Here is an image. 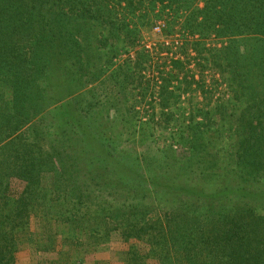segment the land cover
<instances>
[{
	"label": "trees",
	"instance_id": "trees-1",
	"mask_svg": "<svg viewBox=\"0 0 264 264\" xmlns=\"http://www.w3.org/2000/svg\"><path fill=\"white\" fill-rule=\"evenodd\" d=\"M169 1L230 37L213 50L232 98L172 134L181 153L127 161L88 87L109 41L93 21L134 0H0V264L26 246L37 264H111L87 258L115 238L121 264H264V0Z\"/></svg>",
	"mask_w": 264,
	"mask_h": 264
},
{
	"label": "rangeland",
	"instance_id": "rangeland-1",
	"mask_svg": "<svg viewBox=\"0 0 264 264\" xmlns=\"http://www.w3.org/2000/svg\"><path fill=\"white\" fill-rule=\"evenodd\" d=\"M171 4L169 0L124 2L109 7L117 20L115 26L103 25L107 16L93 21L96 30L104 29V38L109 41L95 53L94 61L103 65V71L88 88L102 102L100 118L109 143L126 149L127 161L136 154L149 157L158 147L164 150L173 146L181 153L183 146L172 134L178 136L193 120L201 121L203 108L232 98L229 73L215 62L213 50L228 45L230 37L192 32L187 26L191 10L181 8L176 13V5ZM197 5L201 8L204 2L199 0ZM239 40L243 52L250 37L240 36ZM133 121L134 127L124 129L125 122L132 125ZM219 144L225 147V140ZM23 187L21 181L13 180L12 194L18 195ZM127 247L115 238L89 254L87 261L121 264L118 250ZM37 259L44 256L26 246L19 264H37Z\"/></svg>",
	"mask_w": 264,
	"mask_h": 264
},
{
	"label": "built area",
	"instance_id": "built-area-1",
	"mask_svg": "<svg viewBox=\"0 0 264 264\" xmlns=\"http://www.w3.org/2000/svg\"><path fill=\"white\" fill-rule=\"evenodd\" d=\"M157 29L159 30V27H157Z\"/></svg>",
	"mask_w": 264,
	"mask_h": 264
}]
</instances>
